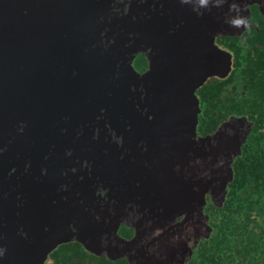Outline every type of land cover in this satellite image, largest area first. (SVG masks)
<instances>
[{"label":"water","instance_id":"95a60500","mask_svg":"<svg viewBox=\"0 0 264 264\" xmlns=\"http://www.w3.org/2000/svg\"><path fill=\"white\" fill-rule=\"evenodd\" d=\"M233 2L0 0V264H45L70 241L129 264L190 260L252 128L196 130V89L231 70L214 37L235 33Z\"/></svg>","mask_w":264,"mask_h":264},{"label":"trees","instance_id":"16d2710c","mask_svg":"<svg viewBox=\"0 0 264 264\" xmlns=\"http://www.w3.org/2000/svg\"><path fill=\"white\" fill-rule=\"evenodd\" d=\"M255 36L250 41L256 42ZM251 42V43H252ZM233 41L227 45L236 59L233 72L228 76L244 83L245 94L237 101L227 97L221 101L220 91L226 85H210L204 93L201 88L202 110L198 114L199 134L213 132L227 115L244 114L253 121L252 129L241 153L233 162V179L227 185V194L222 206H215L207 197L205 212L209 214L212 227L210 236L202 238L186 264H264V50L256 47L253 60L250 51L238 47ZM248 59V62H244ZM145 63L138 55L135 68ZM236 82V81H235ZM235 88V87H234ZM127 227L121 225V234ZM45 264H128L125 259L109 260L104 256L87 252L80 243L71 241L59 244L51 251Z\"/></svg>","mask_w":264,"mask_h":264},{"label":"flooded vegetation","instance_id":"af4514ba","mask_svg":"<svg viewBox=\"0 0 264 264\" xmlns=\"http://www.w3.org/2000/svg\"><path fill=\"white\" fill-rule=\"evenodd\" d=\"M247 9V12H245V9ZM243 10V15L245 16H248L249 19H250V23H251V30H244L243 28L241 29H234L232 28L233 34H216L215 37H214V43L216 46H218L219 48H222V49H225L227 51H229L231 53V58H232V61H231V70L229 71V73L225 76V77H220V76H217V75H211L209 77H207V79L204 81V83L198 87L195 91L196 93V96L199 100V107H200V112L202 110L205 111V106L202 108L200 106V104L204 103L207 101V99L205 100V96H204V101H202V95L201 94V91H199L201 88H204V93H205V90L212 84L214 83H222L223 80H227L226 81V85L224 86V88L220 91V97H221V101H224L227 97L231 98L229 101H237L243 97H241V95H244L245 94V90L243 89L244 87V83H240V81L238 82V76H235L233 78V80H230V78L228 77L232 72H233V69H234V64L236 63V59H235V56H234V53L232 50L228 49L227 45H229L230 43H232L233 41H236V43H238V47H241L243 49H248L250 51V55L252 57H250L252 60L254 58H257L255 52H256V47H260L264 50V13H262L258 7V3L256 2H251L249 4H245V6L242 7ZM233 16L231 17L234 18L236 15L233 13L232 14ZM231 19H227V20H231ZM227 20L225 21L227 23ZM253 31H255V33L257 32L256 35H259L256 39L257 41L256 42H252L250 41V37L251 36H255L253 33ZM252 42V43H251ZM138 55H142L144 56L145 58V63L144 65H142L141 67L139 68H135V65H134V62H135V59ZM263 60H264V56L262 57ZM244 62H248V59H244L243 60ZM264 62V61H263ZM133 66L134 68L140 72V73H143L145 72L147 69H148V60L145 56L144 53L140 52L138 54H136V56L134 57V60H133ZM236 81V82H235ZM235 87V88H234ZM205 95L207 96V94L205 93ZM199 112V113H200ZM231 116H243L245 117L247 120L251 121L250 119H248V117L244 114H241V115H236L234 113H230L229 115L226 116V118L219 123V125L217 126V128L222 124L224 123L225 121H227ZM252 122V125H253V121ZM198 124V123H197ZM216 128V129H217ZM215 129V130H216ZM252 129V128H251ZM196 130H197V126H196ZM214 130V131H215ZM213 131V132H214ZM198 132V131H197ZM212 133V132H211ZM199 134V133H198ZM207 134H210V133H207ZM201 136H204L206 134H199ZM140 216H137V215H134V212H131L129 214V219L130 221H134L135 224L134 225H126V224H120L119 228H118V232L119 234L124 237V238H127V239H130L131 237H133V235H135V232H136V229H137V220L139 219ZM121 225H124L125 227H127L126 229V232L121 234L119 229L121 227ZM201 240V239H200ZM71 242V241H70ZM200 242V241H199ZM198 242V243H199ZM198 245V244H197ZM82 246V245H81ZM83 247V246H82ZM197 247V246H196ZM84 248V247H83ZM85 249V248H84ZM86 250V249H85ZM87 252H89L88 250H86ZM91 253V252H89ZM94 254V253H92ZM100 256H103V255H100ZM105 258H107L106 256H104ZM109 259V258H107ZM117 259H122V258H117ZM117 259H109V260H117ZM127 261L126 258H123ZM128 262V261H127ZM129 264V263H128Z\"/></svg>","mask_w":264,"mask_h":264},{"label":"clouds","instance_id":"9594fccd","mask_svg":"<svg viewBox=\"0 0 264 264\" xmlns=\"http://www.w3.org/2000/svg\"><path fill=\"white\" fill-rule=\"evenodd\" d=\"M181 2H186V0H181ZM225 2H227V0H225ZM197 6H199V8L207 9L209 6V0H196V3L193 5V8L197 9ZM212 6L220 7L219 4L215 3V0H213ZM231 13H236V16L230 21L226 18L227 23L231 28H243L244 30H251L250 19L242 14L243 9L240 7L239 3L235 2V0L231 5H229V14Z\"/></svg>","mask_w":264,"mask_h":264}]
</instances>
